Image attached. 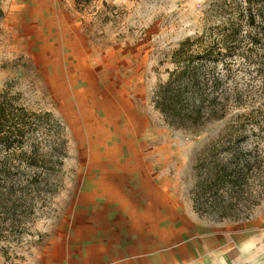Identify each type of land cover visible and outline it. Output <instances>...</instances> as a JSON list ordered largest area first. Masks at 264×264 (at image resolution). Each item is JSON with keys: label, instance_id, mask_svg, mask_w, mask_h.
<instances>
[{"label": "rangeland", "instance_id": "374dc122", "mask_svg": "<svg viewBox=\"0 0 264 264\" xmlns=\"http://www.w3.org/2000/svg\"><path fill=\"white\" fill-rule=\"evenodd\" d=\"M0 7V93L10 100L4 107L46 111L62 126L57 137L54 123L33 124L12 149L17 200L0 208V264H51L82 179L104 160L103 145L116 148V162L137 163L146 178L162 180L179 209L194 210L196 197L222 202L209 190L196 195L194 164L229 121L243 123L242 148L264 168V16L247 24L245 0H0ZM231 27L226 85L240 93L239 104L232 101L226 118L197 133L169 127L150 96L173 67L172 51L204 29L221 37ZM129 147L139 152L116 153ZM23 152L35 153V163ZM248 190L247 201H233L222 219L215 207L196 213L215 222L264 220V172L249 176Z\"/></svg>", "mask_w": 264, "mask_h": 264}, {"label": "crops", "instance_id": "0c3cea01", "mask_svg": "<svg viewBox=\"0 0 264 264\" xmlns=\"http://www.w3.org/2000/svg\"><path fill=\"white\" fill-rule=\"evenodd\" d=\"M103 148L51 264H264V220L215 222L179 209L162 180Z\"/></svg>", "mask_w": 264, "mask_h": 264}, {"label": "trees", "instance_id": "16d2710c", "mask_svg": "<svg viewBox=\"0 0 264 264\" xmlns=\"http://www.w3.org/2000/svg\"><path fill=\"white\" fill-rule=\"evenodd\" d=\"M245 2L246 8L241 11V16H245L247 24H253L257 15L264 16V5H256L258 0ZM253 5L256 7L253 8ZM2 17L0 7V19ZM235 30V27H231L221 37H213L209 29H204L177 43L170 57L173 67L166 70V78L155 85L150 96L153 108L159 112L166 125L183 132L197 133L207 124L226 118L232 101L239 104L240 93L228 90L226 85L232 70L228 59L235 53V48L231 46ZM8 101L4 92L0 93V208L6 211L17 200L14 189L16 176L14 164H11L14 155L12 149L21 142L26 131L33 129V124L50 126L54 123L58 128L55 131L57 137L62 130V126L49 112L37 113L23 107L12 111L4 107ZM240 125L243 123H225L223 129L204 145L200 152L202 156L194 164L198 175L196 195L209 190L216 192L222 201L206 204L200 198H194L193 209L200 215L204 209L215 207L220 214L218 219L224 218L233 201L245 203L250 197L249 176L264 172L261 159L255 155L250 158L252 150L242 148L246 135L238 133ZM259 128L264 131V126ZM60 142H64L61 137ZM226 153L228 158L219 157ZM22 154L28 163H35V153ZM8 201L9 206H5ZM1 226L0 220V233Z\"/></svg>", "mask_w": 264, "mask_h": 264}]
</instances>
